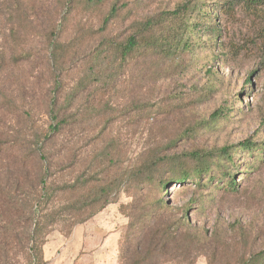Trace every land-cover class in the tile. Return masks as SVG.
I'll use <instances>...</instances> for the list:
<instances>
[{"label":"rangeland","instance_id":"1","mask_svg":"<svg viewBox=\"0 0 264 264\" xmlns=\"http://www.w3.org/2000/svg\"><path fill=\"white\" fill-rule=\"evenodd\" d=\"M185 1L0 0V144L16 139L17 156L21 146L24 150L49 128L43 96L52 83L44 72L45 56L49 33L57 25L64 48L61 99L67 103L62 109L69 108L75 123L45 143L56 196L47 205L53 217L45 219L43 250L49 242L68 241L93 220L108 247L106 264H252L256 255L264 256V21L241 0H200L203 11L167 20L160 33L172 43L165 52L173 54L149 51L125 65L115 57L108 66L110 91L102 104L89 102L100 88L96 79L87 80L93 54L106 50L110 40L124 39L137 22L172 12ZM229 4L235 5L217 11ZM114 5L117 13L106 22ZM198 22L217 23L220 37L197 36L193 26ZM186 40L190 49L183 45ZM23 50L31 61L14 63ZM13 93L30 95L34 108L28 123L5 104L4 97ZM228 107L233 111L226 119L212 121L216 110ZM247 139L260 149L250 153L240 147ZM225 146L235 147L237 191L213 188L214 183L204 189L197 181L159 187L160 179L171 176L170 165L193 164L189 152L212 156ZM217 156L212 159L221 160ZM9 158L0 148L1 181ZM159 158L166 159L153 167ZM94 172L114 183V191L111 202L84 221L91 210L69 188ZM151 174L153 183L145 179ZM161 197L167 208L158 207ZM20 198L27 200L21 208L28 210L29 190ZM187 206L188 235L180 220ZM24 225L17 226L18 232ZM162 228L174 234L164 250L150 241L151 233ZM10 241L12 249L3 253L0 264H28L26 247Z\"/></svg>","mask_w":264,"mask_h":264},{"label":"trees","instance_id":"2","mask_svg":"<svg viewBox=\"0 0 264 264\" xmlns=\"http://www.w3.org/2000/svg\"><path fill=\"white\" fill-rule=\"evenodd\" d=\"M241 2L249 13L264 21V0H241ZM230 4L225 8L217 6V11L220 9L226 11L235 5L230 6ZM197 10L203 11L200 0L193 2L186 0L172 12L163 11L159 17H147L145 20L137 22L134 30L126 35L124 39L110 40L106 44V50L102 47V49L100 48L95 52L93 54L94 56L89 60V66L87 68L89 76L87 80L91 81L96 79L100 82V88L94 92L92 96L94 99H89V102H99V104H102L104 97L110 91L113 79L108 66L113 64L115 57L120 60L121 64L125 65L129 63L128 61L130 59L149 51L164 52L165 54H163L165 56L172 55L173 53L165 52L166 50L172 49V43L168 39L163 38L160 33V27L169 19L179 17L185 13L190 15L193 11ZM209 12L210 9L207 13ZM70 13L71 11H68V15ZM116 13L117 6L114 5L105 21L107 22ZM215 21H217V18H215ZM190 27L187 26L186 31ZM193 27H195L197 36L206 33L211 41L217 40L220 37L221 32L217 23L198 22ZM57 29L58 25L49 33V51L51 53L48 52L45 56L47 66L44 72L47 74L50 83H52V87L48 88L43 96L44 102L49 107L51 118L49 128L43 136L30 143L24 150L21 146V156L15 155L16 147L20 146L17 144L16 139L11 140L10 143L0 144L1 150L5 153L9 152L10 156L6 162L7 175L3 181L0 180V257H4L3 253L12 249L13 242L10 240L13 239L16 245L26 247L25 249L29 260L28 264H45L43 240L41 242L40 237L44 231V226L48 223L45 219L49 216L53 217V212L49 213L47 205L53 202L56 196V192L52 190L50 184V178L52 177L51 162L44 155L45 143L51 141L55 136L70 131L75 123L74 119L73 122L71 120L72 116L66 112L69 111V108L62 109V103H67L61 99L65 88L63 86V72L65 71L63 64L64 48L61 46V36L57 32ZM13 32L18 33L15 29ZM181 42L182 40H180ZM104 45L103 43L102 46ZM183 45L188 46V49H190L188 40L183 41ZM31 57L30 53L23 50L17 52L13 62L18 63L21 60L31 61ZM249 81H251V78H249ZM29 97L30 95H26L25 93L21 96H16L13 93L4 97L5 104L13 109L15 114L21 117L25 123H28L32 119L34 108L33 102L28 100ZM232 111L230 107L226 109L220 108L211 115L212 121L224 120ZM239 145L247 151L250 150V153L260 149L256 142L249 139L241 142ZM232 148L235 147L225 146L218 149L212 156L197 151L189 152L188 160L189 162H193V164L191 166L180 164L170 165L171 176L167 179H160L158 182L159 187L166 189L167 182L170 181L179 183L197 181L195 185L204 189H207L210 183H214L212 184L213 188L217 187L218 189L237 191L238 183L236 181L235 169L238 167V164H236L231 153ZM233 153L236 152L234 151ZM216 155H218L217 157H221V160L212 159ZM256 157L260 159V157ZM223 159L227 161L223 162ZM163 160L159 158L153 161V167H156ZM82 176L85 180L81 181L78 179L77 183L71 186L69 190L71 192H78L81 195L79 202L83 204V207L91 210L84 220L87 221L93 215L102 211L111 202L115 184L107 178L100 180V172H94L93 176L89 177L86 174ZM145 179L149 183L155 181V177L152 174L147 175ZM207 180L208 182H206ZM25 190H29V201L31 202V204L29 202V209L26 211L21 208V205L25 204V200L20 198L21 193H25ZM158 207H168V204L164 202L162 197L159 200ZM189 208L190 206L184 208L182 218L180 219L182 221L181 227L184 229L186 235L190 233H188V230L192 229L188 221ZM82 209L84 208H80V211ZM22 222H25L24 229L18 232L19 227L17 226L21 225ZM172 233L170 230H164V228L158 229L151 233L150 241L153 245H157V248L164 250L171 243L170 237L174 238V234ZM185 245L189 248V245ZM255 258L252 264H264V256L260 254L259 256L256 255Z\"/></svg>","mask_w":264,"mask_h":264},{"label":"crops","instance_id":"3","mask_svg":"<svg viewBox=\"0 0 264 264\" xmlns=\"http://www.w3.org/2000/svg\"><path fill=\"white\" fill-rule=\"evenodd\" d=\"M93 223L92 220L81 225L68 241L47 243L44 246L45 264H106L108 247L100 240V226Z\"/></svg>","mask_w":264,"mask_h":264}]
</instances>
